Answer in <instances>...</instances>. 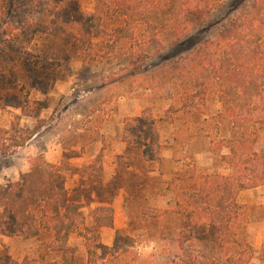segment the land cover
Masks as SVG:
<instances>
[{
  "label": "rangeland",
  "instance_id": "obj_1",
  "mask_svg": "<svg viewBox=\"0 0 264 264\" xmlns=\"http://www.w3.org/2000/svg\"><path fill=\"white\" fill-rule=\"evenodd\" d=\"M45 2L5 0L7 13L2 18L0 12V28L17 19L31 23ZM250 3L223 0L182 36L161 39L146 51L143 47L142 56L148 59L142 64L138 59L127 62L124 57L88 62L69 31L58 25L43 24L46 30L33 35L27 48L20 40L26 33L20 34L22 53H15V58L21 56L22 61L15 63V58L11 62L0 56V130L7 131L0 135V141L4 138L5 144H10L28 132L33 135L23 147L0 156V187L17 181L37 156L50 164L65 160L96 176L99 182L82 173L66 178L71 199L83 205L87 223L106 211L115 222L111 228L98 229L101 247L95 251L96 264H234V260L247 256L246 264H261L264 186L243 190L236 198L241 207L237 245L220 246L206 226L189 230L180 224L175 229L165 219L153 217L155 210L170 205L177 183L171 180L175 173L192 167L204 174L231 173L217 162L214 151L196 139L208 129L205 124L200 125L203 133L198 132L181 115L175 116L179 121L161 125V158L152 163L151 172L136 162V149L120 141L125 120L139 116L146 106L153 108V116L165 108L156 97L162 86H171L169 78L175 65L217 36ZM95 6L94 0H80L83 11L92 12ZM6 45L0 34V49ZM27 70L31 72L29 78ZM219 110V103L209 100L200 120L214 126ZM218 128L219 135L225 136L227 127L221 124ZM174 138L177 140L172 141ZM97 155L99 170L96 164L92 166ZM167 182L171 192H163ZM185 236L188 240L183 241ZM69 245L76 251L77 264H85L82 239L71 237ZM41 250L37 241L0 238V264H39Z\"/></svg>",
  "mask_w": 264,
  "mask_h": 264
},
{
  "label": "trees",
  "instance_id": "obj_2",
  "mask_svg": "<svg viewBox=\"0 0 264 264\" xmlns=\"http://www.w3.org/2000/svg\"><path fill=\"white\" fill-rule=\"evenodd\" d=\"M43 1L46 8L41 7L31 23L17 19L2 24L0 34L7 47L0 49V56L12 62L15 53H22L20 34L26 33L20 40L27 48L33 35L45 31L43 24H47L67 29L88 62L124 57L127 62L138 59L142 64L148 59L142 56L147 46L166 37L182 36L223 0H94L92 12L83 11L80 0ZM4 4L5 0L1 3L2 18L7 13ZM14 61L20 63L21 56L16 55ZM25 75L29 78L31 72L27 70ZM169 80L171 86H162L156 97L158 104L165 105L161 113L153 116L151 106L142 108L139 116L123 122L120 141L135 148L136 162L151 172L152 163L161 158V125L173 124L179 119L175 116L181 115L198 132L205 124L208 129L196 139L214 151L217 162L231 173L204 174L193 167L175 173L171 179L177 181L174 192L169 182L163 190L173 195L171 203L155 210L153 217L165 219L175 229L180 224L189 230L206 226L220 246L237 245L241 207L236 198L243 190L264 186V0H251L217 36L195 49L185 62L176 64ZM209 100L220 105L215 115L219 121L214 126L200 120ZM221 124L227 127L225 136L219 135ZM6 134L0 130L1 137ZM32 135L28 132L10 144L1 139L0 156L23 147ZM95 164L99 170V155L92 166ZM85 170L65 160L50 164L41 156L35 157L17 181L0 187V237L37 241L42 249L37 255L39 264H77L69 240L78 237L85 246V264H96L95 251L101 247L98 229L113 224L108 211L87 223L83 205L71 199V189L66 187L68 175L82 173L100 181ZM249 259L232 262L246 264ZM260 262L264 264V249Z\"/></svg>",
  "mask_w": 264,
  "mask_h": 264
},
{
  "label": "crops",
  "instance_id": "obj_3",
  "mask_svg": "<svg viewBox=\"0 0 264 264\" xmlns=\"http://www.w3.org/2000/svg\"><path fill=\"white\" fill-rule=\"evenodd\" d=\"M114 223V225H115V222H113V220H112V224ZM113 226V225H112ZM0 238H5V237H0ZM9 239V238H8Z\"/></svg>",
  "mask_w": 264,
  "mask_h": 264
}]
</instances>
